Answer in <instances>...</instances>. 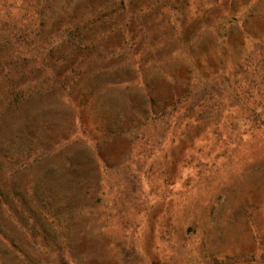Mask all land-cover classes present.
I'll return each mask as SVG.
<instances>
[{"label": "rangeland", "instance_id": "rangeland-1", "mask_svg": "<svg viewBox=\"0 0 264 264\" xmlns=\"http://www.w3.org/2000/svg\"><path fill=\"white\" fill-rule=\"evenodd\" d=\"M0 264H264V0H0Z\"/></svg>", "mask_w": 264, "mask_h": 264}]
</instances>
